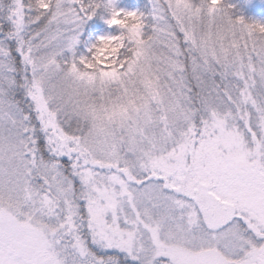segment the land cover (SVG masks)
Here are the masks:
<instances>
[{"label": "snow or ice", "instance_id": "1", "mask_svg": "<svg viewBox=\"0 0 264 264\" xmlns=\"http://www.w3.org/2000/svg\"><path fill=\"white\" fill-rule=\"evenodd\" d=\"M0 264H264V0H0Z\"/></svg>", "mask_w": 264, "mask_h": 264}]
</instances>
